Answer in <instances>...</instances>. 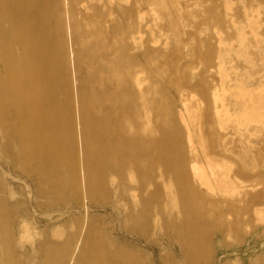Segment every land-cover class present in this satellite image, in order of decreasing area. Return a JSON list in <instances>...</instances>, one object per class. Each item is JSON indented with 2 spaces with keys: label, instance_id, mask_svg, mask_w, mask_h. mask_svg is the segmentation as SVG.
<instances>
[{
  "label": "bare ground",
  "instance_id": "1",
  "mask_svg": "<svg viewBox=\"0 0 264 264\" xmlns=\"http://www.w3.org/2000/svg\"><path fill=\"white\" fill-rule=\"evenodd\" d=\"M65 1L67 15L71 19L70 30L74 33L78 45L74 50L71 48L68 51L67 58L64 54L62 35L60 36L62 28L58 19V0H0V22L12 25L21 21L34 23L14 37L20 48L32 52L34 56L27 58L25 62L9 59L8 63L2 66L3 70L14 68L10 84L0 82V120L10 140L11 159L16 160L14 164L21 166L25 171L29 162H36L37 166L32 172L39 186L49 181L63 188L61 178H67L69 187L73 189L76 182L75 172L77 173L74 153L77 151H74L76 134L75 140H78L79 144L76 157L78 156L81 163L85 195L108 193L113 199L112 206H117L121 201L126 202L125 206L128 207L125 209L130 208L138 212V216H141L143 207L149 205L152 199L162 202L163 205L166 197L169 210L162 212L166 223L175 231L181 246L193 248L196 257L203 258L205 234L209 230L203 224L197 226L192 223L202 220L206 210L211 213L210 206L203 198L223 195L225 192L219 187L226 184L227 173L218 174V169L215 168L219 165L213 160V157L217 156L214 151L218 149L220 142L216 140L208 146L209 155L205 151L198 154L191 141L189 123L184 117L189 107L182 101L181 110H176L175 114L185 131L189 159L187 163L181 156L183 148L178 147L179 139L166 138V135L171 133L168 123L172 124L174 121L170 115L171 109L167 105L161 108L156 104L155 91L142 89V77L146 71L157 72L164 82H170V65L177 53L174 49L170 50L167 53L168 60L162 66L159 60L156 63V59L162 50L168 47V43L159 48L156 39L150 40L148 45L152 51L145 47L146 50L139 54L141 39L132 37V45L127 43V46L123 47L124 64L112 65L114 61L109 62L106 51L108 39L112 37L108 34L106 26L97 23L94 18L101 17V7H108L114 0ZM136 1L139 4L137 8L133 9L129 5L121 12L128 16L130 21H134L136 15L138 24L142 23L147 6L153 11L151 5L161 3L166 5L168 13L178 11L180 7L178 0L176 3H173V0ZM203 1L212 4L213 0ZM222 1L227 3L226 0ZM256 6L262 7L264 2ZM52 10H56L54 15L51 14ZM255 10L247 13V25L259 22V19L256 20L259 8ZM83 27L90 28V32L85 31ZM99 31L105 32L100 37L102 43L99 42ZM235 31L239 36L238 27ZM20 35L26 37L27 41L21 42ZM131 35L133 33L129 34ZM124 36L117 38L123 40ZM0 40H3L1 35ZM91 43L92 49L97 51L93 57L85 53V48ZM143 45L146 46V43L143 42ZM131 51L136 54L133 55ZM139 55L145 58V63L138 61ZM71 58L75 63H71ZM22 64L26 65L28 71H22ZM68 66L70 71L73 70L71 86L74 112L71 99L67 96V88L70 90L67 85ZM165 69L168 70L167 75L162 73ZM74 72L78 81L82 80L83 84L76 81ZM120 86L123 87L121 92L117 90ZM226 88L228 87L222 85L221 93L229 92L228 96L232 99L227 100L222 107L219 106V100L225 98V95L219 94L216 87L211 90L210 99L215 117L220 118L224 114L242 123L251 118H257L258 121L264 119V84H259L253 89L241 83H234L229 89ZM159 99L165 101L164 95L161 94ZM159 109V115H162L168 124V130L159 125ZM142 112L145 114L142 115ZM148 114L153 116L151 123V116L148 117ZM154 132H161L162 136L165 134L164 138L155 137ZM171 144L177 148L174 147V150H177L175 154L170 151ZM46 167L51 170L50 176L43 175ZM62 168L65 171L61 174ZM240 175L241 172L235 173V176ZM163 177L169 179L164 181ZM75 186L77 187V184ZM174 192L178 198L180 192H185L187 200L180 198V203L172 207L170 203ZM145 195L148 196L147 199L144 198ZM216 214L214 212V215ZM137 219L135 217L136 221ZM5 221V217L0 215V264H15L17 258L14 251L17 249L22 252L24 238L21 232L18 244L12 246L8 242L5 243L9 238L3 227ZM91 225H97V222ZM102 237L101 230H92L87 226L83 233L80 232L75 238L67 236L64 239H54L53 236L51 243L46 246L38 242V253L44 257L42 264H142L137 256L123 247L106 245Z\"/></svg>",
  "mask_w": 264,
  "mask_h": 264
},
{
  "label": "rangeland",
  "instance_id": "2",
  "mask_svg": "<svg viewBox=\"0 0 264 264\" xmlns=\"http://www.w3.org/2000/svg\"><path fill=\"white\" fill-rule=\"evenodd\" d=\"M178 1L179 10L169 13L166 5L161 3L151 5L153 11L147 6L141 24L136 22V15L135 20L130 21L128 16L121 12L129 5L133 9L137 8L139 4L136 0H114L108 7H101L102 16L94 19L97 23L104 24L112 37L106 45L109 62L114 61L112 65L124 64L123 47L127 46V43L132 45V37L141 39L139 54L146 50L145 47L152 51L148 45L150 40L156 39L159 48L168 43V47L163 49L156 59V63L159 60L162 66L166 64L170 50L174 49L177 53L170 65V82H164L157 72L146 71L142 77V89L155 91L156 104L161 108L167 105L171 109L170 115L174 121L172 124L168 123L171 133H167L166 138L179 139L178 147L183 148L181 156L187 163L189 159L185 131L175 114L176 110H181L182 101L189 107L184 117L189 123L191 141L198 154L205 151L209 155L208 146L216 140L220 142V146L214 151L217 156L213 157V160L219 165L215 168L218 169V174L227 173L226 184L218 186L225 192L223 195L217 194V197L203 198L210 206L211 213L206 210L202 220L192 223L197 226L203 224L209 230L205 234L203 258H197L193 248L181 246L175 231L166 223L165 216H162V212L169 210L166 197L163 205L162 202L152 199L142 211L140 209L141 216H138V212L130 208L125 209L128 207L125 206L126 202L121 201L117 206H112L113 199L108 193L85 195L81 163L78 156L76 157L79 146L78 140H75L76 134L74 151H77L74 153L77 187L74 185L73 189L70 188L69 180L62 179L61 176L54 177L61 178L63 188L49 181L39 186L32 172L37 166L36 162L27 164L26 171H30L27 173L24 168L14 164L16 160L11 159L10 140L0 120V215L6 219L3 227L9 236L5 243L8 242L12 246L18 244L21 232L24 238L22 252L17 249L14 251L17 258L15 264H42L44 257L38 253V242L46 246L51 243L53 236L54 239H64L67 236L75 238L80 232L83 233L87 226L92 230H101L106 245L123 247L137 256L142 264H264V119L258 121L257 118H251L242 123L224 114L217 118L210 99L214 87L222 94V85L229 89L232 84L241 83L254 89L259 84H264V6H256L264 1L226 0L225 3L222 0H213L212 4L203 0ZM176 2L177 0H173V3ZM1 7L2 4L0 9ZM58 7V19L62 28L60 36L62 35L64 54L67 58L68 51L71 48L74 50L78 45L74 33L70 30L71 19L67 15L66 1L58 0ZM257 8L259 15H256V20L259 19V22L247 25V13L256 11ZM55 13L56 10L51 11V14ZM31 24L34 23L21 21L12 25L0 22V35L3 36V40H0V82L10 84L14 68L2 69L9 59L25 62L27 58L34 56L32 52L20 48L14 40L16 35ZM236 27L239 29V36L235 31ZM83 29L90 32V28ZM130 33L133 35L129 36ZM103 34L105 32L99 31V42ZM120 35H125L123 40L117 38ZM19 40L26 42L27 38L20 35ZM92 47L91 43L85 48V53L91 57L96 56L97 52ZM131 53L136 54L133 51ZM138 61L145 63V58L139 55ZM73 62L75 63L71 58V63ZM20 68L22 71H28L25 64ZM67 70H71L69 66ZM68 71L67 85L70 90L67 88V96L71 99L74 112L71 86L73 70ZM162 73L167 75L168 70L165 69ZM73 74L78 81L77 74ZM78 83L84 82L80 80ZM117 90L121 92L123 87H117ZM161 94L164 95L166 103L159 99ZM224 95L225 98L219 100L221 107L227 100L232 99L228 96L229 92L222 94ZM160 113L159 109V125L167 128L168 124ZM148 117L149 122H153V116L148 114ZM73 118L75 122L74 115ZM2 121L4 122V119ZM153 134L157 138H164L165 135L162 136L161 132ZM174 147L176 148L171 144L169 148L175 154L177 150H174ZM64 171L62 168L61 174ZM237 172H241L243 176H235ZM50 174L51 170L46 167L43 175ZM175 196L174 192L170 203L172 207L180 203V198H188L185 192H180L179 198ZM147 197L144 196L145 199ZM214 212L217 214L214 215ZM94 222H97V225H91Z\"/></svg>",
  "mask_w": 264,
  "mask_h": 264
}]
</instances>
